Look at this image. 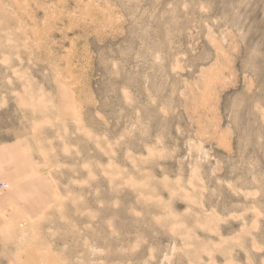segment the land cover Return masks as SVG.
I'll return each mask as SVG.
<instances>
[{
  "label": "rangeland",
  "instance_id": "obj_1",
  "mask_svg": "<svg viewBox=\"0 0 264 264\" xmlns=\"http://www.w3.org/2000/svg\"><path fill=\"white\" fill-rule=\"evenodd\" d=\"M0 264H264V0H0Z\"/></svg>",
  "mask_w": 264,
  "mask_h": 264
},
{
  "label": "crops",
  "instance_id": "obj_2",
  "mask_svg": "<svg viewBox=\"0 0 264 264\" xmlns=\"http://www.w3.org/2000/svg\"><path fill=\"white\" fill-rule=\"evenodd\" d=\"M19 264H64L55 253L40 252L33 246L23 251L19 258Z\"/></svg>",
  "mask_w": 264,
  "mask_h": 264
},
{
  "label": "built area",
  "instance_id": "obj_3",
  "mask_svg": "<svg viewBox=\"0 0 264 264\" xmlns=\"http://www.w3.org/2000/svg\"><path fill=\"white\" fill-rule=\"evenodd\" d=\"M5 188H6L5 184H4V183H0V193H1L2 191H4Z\"/></svg>",
  "mask_w": 264,
  "mask_h": 264
}]
</instances>
